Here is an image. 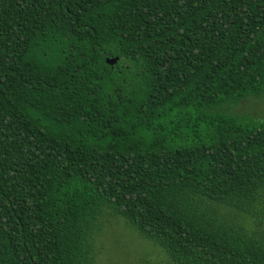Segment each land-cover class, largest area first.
I'll return each mask as SVG.
<instances>
[{
  "label": "trees",
  "instance_id": "16d2710c",
  "mask_svg": "<svg viewBox=\"0 0 264 264\" xmlns=\"http://www.w3.org/2000/svg\"><path fill=\"white\" fill-rule=\"evenodd\" d=\"M263 96L264 0H0V264H264Z\"/></svg>",
  "mask_w": 264,
  "mask_h": 264
},
{
  "label": "rangeland",
  "instance_id": "374dc122",
  "mask_svg": "<svg viewBox=\"0 0 264 264\" xmlns=\"http://www.w3.org/2000/svg\"><path fill=\"white\" fill-rule=\"evenodd\" d=\"M244 99L232 114L246 122L264 120V96ZM103 230L95 237V264H172L154 241L142 236L120 215H106ZM249 219L246 224L248 225Z\"/></svg>",
  "mask_w": 264,
  "mask_h": 264
},
{
  "label": "water",
  "instance_id": "95a60500",
  "mask_svg": "<svg viewBox=\"0 0 264 264\" xmlns=\"http://www.w3.org/2000/svg\"><path fill=\"white\" fill-rule=\"evenodd\" d=\"M108 62L111 64H115L117 62V58H109Z\"/></svg>",
  "mask_w": 264,
  "mask_h": 264
}]
</instances>
